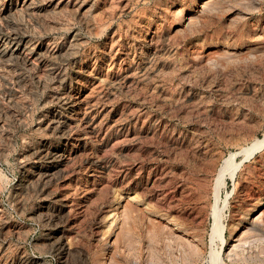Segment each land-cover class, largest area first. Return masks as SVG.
I'll use <instances>...</instances> for the list:
<instances>
[{"label":"rangeland","instance_id":"rangeland-1","mask_svg":"<svg viewBox=\"0 0 264 264\" xmlns=\"http://www.w3.org/2000/svg\"><path fill=\"white\" fill-rule=\"evenodd\" d=\"M255 140L264 0H0V264H264Z\"/></svg>","mask_w":264,"mask_h":264},{"label":"bare ground","instance_id":"bare-ground-1","mask_svg":"<svg viewBox=\"0 0 264 264\" xmlns=\"http://www.w3.org/2000/svg\"><path fill=\"white\" fill-rule=\"evenodd\" d=\"M82 98V97H81ZM263 139V138H262ZM264 142V140H255L254 142H252V145L249 147V148H246V149H243V151H245L246 152V150H249L248 151V153L246 154L247 156H245V157H243V159H240V161L242 162V160H244V158L246 159V157H250L249 155H251L252 153H253V151H255L257 148H259V147H261L260 145L261 144H264L263 143ZM242 150V149H241ZM242 151V152H243ZM239 152V151H238ZM242 152H240V153H242ZM233 153H236V152H233ZM239 153V154H240ZM230 154V153H229ZM235 155V154H234ZM234 155L232 154V155H230V157L229 158H225L224 159V162H223V164L220 166V168H219V170L216 172V176H215V181H216V183H215V185L217 186V188H215L216 190H215V193L218 191V189H219V187H220V185H222L223 184V179H224V177H225V175L227 174V173H230V171H234V169H236L237 168V166L238 165H236V164H239L240 163V161H237V163L235 164L234 162H233V157H234ZM236 155H238V154H236ZM239 162V163H238ZM237 170V169H236ZM235 170V171H236ZM234 171V172H235ZM228 176V175H227ZM222 183V184H221ZM214 228H215V230L217 231V233L220 235L221 234V232H222V230H223V226H222V224L220 223V218L218 217V215L217 214H215V217H214Z\"/></svg>","mask_w":264,"mask_h":264}]
</instances>
